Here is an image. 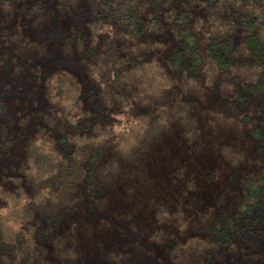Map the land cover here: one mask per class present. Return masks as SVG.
<instances>
[{
  "label": "trees",
  "instance_id": "obj_1",
  "mask_svg": "<svg viewBox=\"0 0 264 264\" xmlns=\"http://www.w3.org/2000/svg\"><path fill=\"white\" fill-rule=\"evenodd\" d=\"M0 64V264H148L156 251L163 264L167 251L169 264H264V0H0ZM204 70L226 82L220 119L236 125L233 103L254 155L191 148L215 190L190 193L191 169L169 163L186 206V191L143 199L157 206L145 223L91 232L136 177L152 182L159 134L182 118L188 134L184 88Z\"/></svg>",
  "mask_w": 264,
  "mask_h": 264
},
{
  "label": "rangeland",
  "instance_id": "obj_2",
  "mask_svg": "<svg viewBox=\"0 0 264 264\" xmlns=\"http://www.w3.org/2000/svg\"><path fill=\"white\" fill-rule=\"evenodd\" d=\"M3 66L4 65L0 64V86H3V84L5 85V83L10 80V74L7 73ZM234 73L236 75L238 74V76H240L242 79L246 78L248 74L243 65H238V67H236L234 70ZM215 84L220 89V97L214 90ZM184 89L189 92L190 96L194 97V101L190 102L189 104V114L193 115V119L190 121V123H188V134L184 133L185 130L183 129V122L185 121H183V118L181 124L179 120L177 122H171L172 124L159 134L158 138H156L157 140L155 139L154 143L151 144L149 149L150 153H148L145 160L147 166L148 164H153V172H151L150 176V180L153 183L148 180V177L142 171L144 175L141 180L139 177H136L134 180V191L130 194L122 195L120 208L118 207V210H116L118 211L117 214H113L107 223L104 221V218L101 217L102 222H105L104 227H100V229H96L98 226L96 228H91V232H102L105 235L110 233L113 238H117V236H115L113 233V227L115 223H124L125 219L134 218L138 215H140L142 219H140V223H145L146 221L144 220L146 215L149 217L151 211L157 209V206L154 205L157 203V200H161V197L168 199L171 198V202H176L175 198L177 196V190L182 193L183 191H186V188L183 187L178 189L175 186L174 190L172 189L174 182L178 181L172 180L169 177V163L170 167L173 168L174 162L176 161V164L181 163L182 165H187L188 168L191 169L194 174V177L192 176V178L195 179L193 183L195 185H193L192 189L189 187L188 191L190 193L200 191V188L203 189L206 194H210L211 191L215 190L216 183H214V181L209 182V178H207L208 175L200 168L199 164L194 159H192L193 154L191 152V148H195V152L197 151L196 155L200 153L198 152L197 148H233L234 150L244 152L248 156L254 155V143L246 133L247 127L238 126L237 121L239 120V116L235 113L233 103L231 105V114H234L232 120L235 121L236 125H223L222 120L220 119L223 117V115L227 116L229 112V108L223 104L222 100L228 97L230 99L232 98V93L226 86V82L220 80L217 81V78L211 70H204L202 72V79L199 81V83L191 82L188 86H185ZM24 98H26L25 95L20 98L19 102L16 101L18 99L11 98V107H19V105L23 104L22 100ZM7 117V114L0 116V118L3 119ZM194 141L198 142L199 147H195V144L193 145ZM149 150H146V152ZM151 152L153 153V157H151ZM189 154L192 156V158L189 157ZM165 156L167 157L166 160ZM202 157L204 163L212 160L211 157L205 156V154H202ZM141 161L144 162L142 157L140 163ZM210 164L211 163H208L207 166ZM124 182L128 184L127 178H124ZM150 183L152 184L151 190H149L147 187ZM188 194L189 193L186 191V193H182L180 195L179 201L184 206H186ZM206 197H209V195H206ZM143 199H155L154 205L150 207L149 212H146L145 207H142ZM143 233L144 232H142V234ZM81 235L85 238L88 236L87 232ZM150 242L152 241L147 242L148 248H142L143 251H146L144 252L146 254L149 251L154 253V249L149 248L151 247ZM131 251H134V249H131ZM162 253L165 258L161 261L165 262V264H169V252L167 251ZM158 254H160V252L156 251L152 260H150L148 264H163L162 262H158L156 260V256ZM145 262L147 261L141 259V261H139L137 264H145Z\"/></svg>",
  "mask_w": 264,
  "mask_h": 264
}]
</instances>
